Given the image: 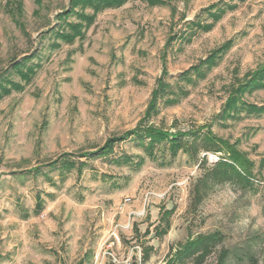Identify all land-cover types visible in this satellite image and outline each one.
<instances>
[{
    "label": "rangeland",
    "instance_id": "obj_1",
    "mask_svg": "<svg viewBox=\"0 0 264 264\" xmlns=\"http://www.w3.org/2000/svg\"><path fill=\"white\" fill-rule=\"evenodd\" d=\"M6 2L0 76L35 52L41 67L23 90L0 99V264H87L110 229L143 208L148 192L146 216L120 231L122 244L136 241L149 251L145 264H166L189 238L212 232L222 241L201 264H217L222 249L226 264H264V111L221 117L231 87L264 63V0H127L88 9L94 19L72 44L49 35L70 0H23L22 25ZM195 21L202 27L191 26ZM229 42L202 74L191 71ZM165 70L169 87L150 124L171 133L203 126L237 142L256 163L253 186L216 184L195 210L191 187L201 167L183 151L173 156L162 144L150 159L128 136L108 156L93 154L137 127ZM244 99L264 104V88ZM64 159L85 165L64 169ZM218 159L209 153L207 166Z\"/></svg>",
    "mask_w": 264,
    "mask_h": 264
},
{
    "label": "trees",
    "instance_id": "obj_2",
    "mask_svg": "<svg viewBox=\"0 0 264 264\" xmlns=\"http://www.w3.org/2000/svg\"><path fill=\"white\" fill-rule=\"evenodd\" d=\"M126 1L70 0L69 8L57 14V17L60 19L59 25L53 28L49 32V35L54 39H60L62 42L72 44L76 38L84 37L85 24L89 25L94 19V14H89L87 12L88 9L97 13L105 7H118ZM23 4V0H7L6 2L7 11L18 25H22L18 17L23 13ZM216 5L212 4L204 10H209ZM72 15L75 16L74 20H70ZM190 24L196 28L202 27L199 21L190 22ZM173 39L174 37L169 38L167 41L168 46L172 43ZM229 45H231L230 42L213 50L206 59L201 60L197 65L191 66V71L193 70L198 74H202V67H210L216 63L217 57L220 54L219 52L228 49ZM57 46H59V43L54 41L50 47L55 48ZM34 57H38V60L33 61ZM39 67H41V56L38 52L32 55H25L20 60L15 59L7 74L0 76V99L10 95L14 90H23L25 84L32 80V77ZM15 74L19 76L18 80L14 79ZM163 75L157 79V85L152 91V97L149 101L145 116L138 123L137 127L127 132L125 136L108 139L93 154L108 156L114 151L116 143L128 136H132L138 141V144L150 159L157 158V148L161 147L162 144L166 147V151H169L173 156L179 151H183L195 164L201 167V173L195 181H192L193 184L191 187V204L195 210L206 198L210 189L216 184L237 183L242 187L253 186L255 175L254 167L256 163L248 157L247 152L239 149L238 144H236L237 142L230 143L213 133L211 128L205 129L203 126L198 129L171 133L164 128H158L150 124L149 118L158 111L159 99L165 96L169 87V83L165 79L166 75H168L166 70L163 72ZM261 88H264V63L258 69L250 72V74L247 73L243 79H239L238 84L231 87L221 112V117H236L242 111L263 112L264 104L257 105L244 99L246 92H252L253 90ZM166 99L169 100V98ZM209 153L219 154V159L212 166H207ZM144 160L145 156H141L138 164L141 165ZM118 161H121V159ZM123 161L125 163H132L133 159L127 156ZM263 161L264 157L261 159L260 164ZM60 164L61 168L71 169L75 167L81 171L85 162L64 159ZM36 207L37 211L43 208L41 198L37 201ZM170 213L165 211L166 215ZM165 214L163 213V215ZM166 231L167 228H163L157 230L156 233L163 234ZM220 241H222V236L216 232L199 233L194 238H189L183 245L176 248L175 252L168 256L166 264H184L188 259H194L196 264H201ZM148 257L149 251L146 249L144 252L145 261ZM227 257L228 251L222 249L217 264H226Z\"/></svg>",
    "mask_w": 264,
    "mask_h": 264
},
{
    "label": "built area",
    "instance_id": "obj_3",
    "mask_svg": "<svg viewBox=\"0 0 264 264\" xmlns=\"http://www.w3.org/2000/svg\"><path fill=\"white\" fill-rule=\"evenodd\" d=\"M152 192L144 197V206L141 210H130L125 223H117L110 229L108 236L100 243L87 264H145L144 248L139 242H132L129 245L122 244L120 231H132L136 217L146 216V207L150 203ZM161 197L164 194L160 195ZM131 201L130 197L125 199V204ZM78 264V263H63ZM80 264V263H79ZM85 264V263H84Z\"/></svg>",
    "mask_w": 264,
    "mask_h": 264
}]
</instances>
